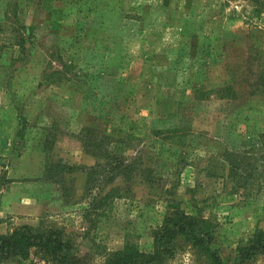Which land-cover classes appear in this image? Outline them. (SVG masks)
<instances>
[{
	"label": "rangeland",
	"instance_id": "374dc122",
	"mask_svg": "<svg viewBox=\"0 0 264 264\" xmlns=\"http://www.w3.org/2000/svg\"><path fill=\"white\" fill-rule=\"evenodd\" d=\"M163 2L0 0V236L61 229L82 262L103 264L126 243L150 252L178 205L206 219L235 264L238 244L264 228V84L250 77L264 60V7ZM201 11L210 31L251 39L185 56L184 26ZM227 78L237 98L214 91ZM175 244L165 264H210L186 238ZM0 264L53 263L33 251Z\"/></svg>",
	"mask_w": 264,
	"mask_h": 264
},
{
	"label": "trees",
	"instance_id": "16d2710c",
	"mask_svg": "<svg viewBox=\"0 0 264 264\" xmlns=\"http://www.w3.org/2000/svg\"><path fill=\"white\" fill-rule=\"evenodd\" d=\"M252 1L257 8L264 7V0ZM168 3L169 0H164L161 6L166 9L167 5H169ZM201 13L197 14L200 20L198 19L196 26L192 25L193 27L191 28L184 26L182 41L179 42V45L185 56H196L198 48L201 49L205 43L209 46L210 54L214 56L221 54L220 47L227 45V43L239 45L240 41H249L251 39L249 33L248 35L241 33V37L239 33H234L229 34L230 36L228 37L227 33L221 31V29L218 31L219 33L210 31V24L205 21L207 12L201 11ZM21 26L23 27L22 24ZM23 30H25V34L18 40V45L24 50L28 40L33 42V28L25 27ZM255 47V45H252L249 51H257ZM224 48L227 49V46ZM260 50L262 52L257 54H264V48L261 47ZM224 52L227 51L222 50V53ZM164 58L158 57L160 65L164 62ZM247 60V67L256 66V64H252L250 57ZM256 62H258L257 68L258 70L260 69V72L250 77L256 78L253 84H255V88H259L260 85L264 84V60L259 58V61L256 60ZM237 71L241 72L239 69ZM198 72L204 74L202 68ZM161 76L163 75L160 72ZM230 77H234V75ZM239 78H241V75H239ZM223 82L224 84L214 91L237 98L238 89H236V85L239 82L233 81L232 78H227ZM196 91L202 92L203 90L198 89ZM179 107L190 109L186 104H181ZM177 206L175 205L173 211L165 217L161 228L153 231L154 242L153 249L150 252L143 251L136 244L126 243L122 250L115 251L109 255L103 264H165L169 259L173 258L176 250L175 241L179 237L186 238L210 264H225L220 256L218 247L213 243L214 233L212 226L206 219L200 216H192L186 211L177 208ZM33 251L46 254L50 257L53 264H87L78 258L73 243L64 236L61 229H46L43 231L31 225H23L9 235L0 236V256L5 260L11 258L27 260ZM261 254H264V228L259 229L253 237L247 238L238 244L235 264H245Z\"/></svg>",
	"mask_w": 264,
	"mask_h": 264
}]
</instances>
